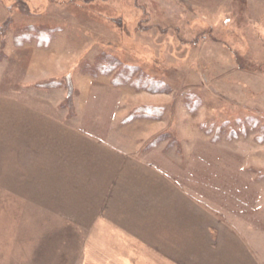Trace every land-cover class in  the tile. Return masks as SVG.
Listing matches in <instances>:
<instances>
[{
	"label": "rangeland",
	"instance_id": "rangeland-1",
	"mask_svg": "<svg viewBox=\"0 0 264 264\" xmlns=\"http://www.w3.org/2000/svg\"><path fill=\"white\" fill-rule=\"evenodd\" d=\"M235 1L0 0V93L29 96L94 133L103 127L126 148L171 161L223 216L253 219L264 211V14ZM20 26L53 38L20 44ZM108 55L164 90L113 85ZM149 106L164 113L144 117ZM61 227L0 193V264H78L82 235Z\"/></svg>",
	"mask_w": 264,
	"mask_h": 264
},
{
	"label": "crops",
	"instance_id": "crops-1",
	"mask_svg": "<svg viewBox=\"0 0 264 264\" xmlns=\"http://www.w3.org/2000/svg\"><path fill=\"white\" fill-rule=\"evenodd\" d=\"M28 97L0 93V193L81 233L78 264H264V211L223 216L171 161Z\"/></svg>",
	"mask_w": 264,
	"mask_h": 264
},
{
	"label": "trees",
	"instance_id": "trees-1",
	"mask_svg": "<svg viewBox=\"0 0 264 264\" xmlns=\"http://www.w3.org/2000/svg\"><path fill=\"white\" fill-rule=\"evenodd\" d=\"M21 1V0H19ZM245 0H237L234 2L238 5V8H242V5L245 4ZM243 14V13H242ZM241 13L239 14L243 16ZM10 22V21H9ZM52 30V29H51ZM50 30V28H42L40 30L33 29L30 27H22L20 26L18 28V31L16 33V42H19L22 44L23 40L25 38H34L35 41L39 46H48L50 44V39L52 40L53 33ZM52 33V34H51ZM48 36V37H47ZM107 64L105 65V68L103 69V73L111 76V82L115 86H124V85H130L132 86L136 91L141 90H149L152 92H158L162 91L164 89H160L158 87V83L153 80L154 78L149 76V73L146 72L143 68L132 65L129 63H123L118 59H115L113 56L106 57ZM55 82L46 83L44 86H56ZM68 104L72 106V100L71 97H68ZM196 106V105H195ZM144 117L151 116L155 119L159 118L164 111L159 107L156 106H149V107H142L139 108ZM139 109L135 110L137 112H140ZM163 113H162V112ZM210 132V131H208Z\"/></svg>",
	"mask_w": 264,
	"mask_h": 264
}]
</instances>
